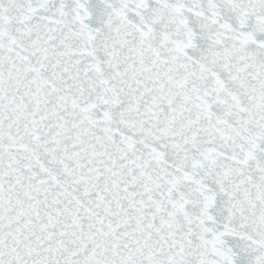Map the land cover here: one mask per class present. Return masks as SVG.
<instances>
[{"label":"snow or ice","instance_id":"snow-or-ice-1","mask_svg":"<svg viewBox=\"0 0 264 264\" xmlns=\"http://www.w3.org/2000/svg\"><path fill=\"white\" fill-rule=\"evenodd\" d=\"M0 264H264V0H0Z\"/></svg>","mask_w":264,"mask_h":264}]
</instances>
